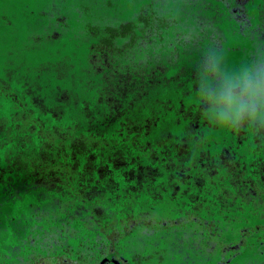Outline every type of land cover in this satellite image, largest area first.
<instances>
[{
	"label": "rangeland",
	"instance_id": "obj_1",
	"mask_svg": "<svg viewBox=\"0 0 264 264\" xmlns=\"http://www.w3.org/2000/svg\"><path fill=\"white\" fill-rule=\"evenodd\" d=\"M239 4L0 0V264H264V0Z\"/></svg>",
	"mask_w": 264,
	"mask_h": 264
},
{
	"label": "trees",
	"instance_id": "obj_2",
	"mask_svg": "<svg viewBox=\"0 0 264 264\" xmlns=\"http://www.w3.org/2000/svg\"><path fill=\"white\" fill-rule=\"evenodd\" d=\"M240 4L237 7H234L232 10L235 13L234 18L240 22L244 23L246 22L248 24L247 15H246V9L244 6L245 0H237ZM107 34L102 35L100 37V46L101 47H113V40L115 37H125L130 32L133 31V23L132 22H125L123 24H120L116 27L107 26L106 27ZM109 45V46H108ZM260 132H263L264 129L260 128Z\"/></svg>",
	"mask_w": 264,
	"mask_h": 264
}]
</instances>
